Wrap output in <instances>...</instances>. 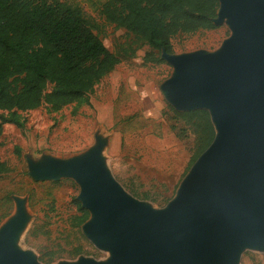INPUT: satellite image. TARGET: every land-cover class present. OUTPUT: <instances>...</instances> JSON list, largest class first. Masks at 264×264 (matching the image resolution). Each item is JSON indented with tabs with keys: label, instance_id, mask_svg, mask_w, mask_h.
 Masks as SVG:
<instances>
[{
	"label": "water",
	"instance_id": "obj_1",
	"mask_svg": "<svg viewBox=\"0 0 264 264\" xmlns=\"http://www.w3.org/2000/svg\"><path fill=\"white\" fill-rule=\"evenodd\" d=\"M224 19L235 34L215 53H162L175 69L161 86L167 99L180 111L208 110L216 131L167 208L126 194L106 169L101 142L72 159L37 168L30 161L36 178L82 185L78 199L93 214L83 233L112 253L75 264H238L245 245L264 246V0H219L213 22ZM22 204L0 228V264H38L16 245L28 216Z\"/></svg>",
	"mask_w": 264,
	"mask_h": 264
},
{
	"label": "rangeland",
	"instance_id": "obj_2",
	"mask_svg": "<svg viewBox=\"0 0 264 264\" xmlns=\"http://www.w3.org/2000/svg\"><path fill=\"white\" fill-rule=\"evenodd\" d=\"M79 4L95 32L121 62L80 101L55 107L47 99L49 84L39 107L0 109V160L9 171L0 176V228L15 214L17 200L28 211L16 238L19 249L38 264H75L81 260L108 261L112 253L97 247L74 225L79 214L82 185L72 177L58 180L32 175L43 160H68L101 142L106 169L122 190L155 211L167 208L199 156L204 118L183 117L167 99L162 84L174 67L144 41L101 14L106 0H64ZM224 19L214 28L178 33L172 38L174 54L215 53L235 32ZM149 54L159 61H150ZM174 109V110H173ZM15 114L19 124L11 118ZM93 214L89 213L88 220ZM82 251L76 254L78 249ZM50 260V261H49ZM238 264H264V246L245 245Z\"/></svg>",
	"mask_w": 264,
	"mask_h": 264
},
{
	"label": "trees",
	"instance_id": "obj_3",
	"mask_svg": "<svg viewBox=\"0 0 264 264\" xmlns=\"http://www.w3.org/2000/svg\"><path fill=\"white\" fill-rule=\"evenodd\" d=\"M218 8L219 0H106L101 14L152 50L170 53L176 34L214 28ZM148 56L150 61L160 60L159 56ZM121 60L107 48L79 4L0 0V109L39 107L49 84L54 85L47 97L53 106L80 101ZM174 112L204 118V124H199L200 155L216 134L209 111ZM11 119L20 123L15 114ZM2 130L0 122V136ZM8 171V164L0 160V176ZM78 209L74 225L81 226L89 211L80 203ZM81 251L79 248L76 254Z\"/></svg>",
	"mask_w": 264,
	"mask_h": 264
},
{
	"label": "bare ground",
	"instance_id": "obj_4",
	"mask_svg": "<svg viewBox=\"0 0 264 264\" xmlns=\"http://www.w3.org/2000/svg\"><path fill=\"white\" fill-rule=\"evenodd\" d=\"M21 206H23V204H22ZM17 208L19 209V207H17ZM18 209L15 210V215H14V217H15L16 215L19 214ZM21 209L25 212V214H28V211H27V209L25 208V206L21 207ZM14 217H13V218H14ZM7 224H8V223H7ZM7 224H6V225H7Z\"/></svg>",
	"mask_w": 264,
	"mask_h": 264
}]
</instances>
